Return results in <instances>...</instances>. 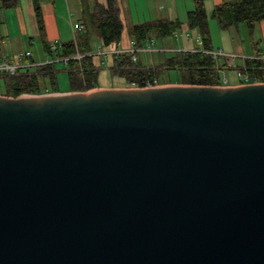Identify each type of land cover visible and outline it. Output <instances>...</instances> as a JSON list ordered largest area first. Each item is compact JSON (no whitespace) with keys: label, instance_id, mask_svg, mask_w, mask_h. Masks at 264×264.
Returning <instances> with one entry per match:
<instances>
[{"label":"water","instance_id":"95a60500","mask_svg":"<svg viewBox=\"0 0 264 264\" xmlns=\"http://www.w3.org/2000/svg\"><path fill=\"white\" fill-rule=\"evenodd\" d=\"M0 264H264V84L0 95Z\"/></svg>","mask_w":264,"mask_h":264},{"label":"trees","instance_id":"16d2710c","mask_svg":"<svg viewBox=\"0 0 264 264\" xmlns=\"http://www.w3.org/2000/svg\"><path fill=\"white\" fill-rule=\"evenodd\" d=\"M17 2L18 0H3L0 2V9L13 8ZM31 2L41 34L42 22L39 10L41 0H31ZM185 18V30L197 31L198 47L189 51L174 52L160 64L148 67L140 66L136 62L132 63L126 54L104 56L109 58L107 68L109 76L118 77L127 87H141L144 81L159 80L163 71L173 70L178 73L177 84L217 87L220 86L221 69L235 70L242 65L246 72L250 73L252 68L263 65L262 61L242 58L243 63L235 65L234 68L235 60L228 67L217 66L205 53L213 49L210 47L207 13L203 0H192V8L186 12ZM209 18L215 21L219 30L244 25L248 35H251L255 26L264 21V0H221L219 4L212 6ZM82 28L81 35L59 47L55 46L54 49H50L43 40L40 42L47 56H53L57 62L63 64L68 92H86L90 88H97V68L102 64V57L95 54L98 64L94 63L95 57L91 54L90 48V34L93 33L96 36L101 49H106L111 43L118 42L122 25L118 18L116 0H105L103 4L94 3L91 11H87L85 18L82 19ZM181 30L182 25L177 19H160L132 25L127 30V35L133 44L140 46L143 41L151 40V38L169 36L174 38L173 35ZM258 46V42L253 43L255 55L264 53V45L261 48ZM76 54L80 56L79 59L73 58ZM64 58H66L65 63L62 62ZM17 71L13 76H0L3 96L16 97L22 93L38 95L44 92H58L53 62L38 64L29 70Z\"/></svg>","mask_w":264,"mask_h":264},{"label":"crops","instance_id":"0c3cea01","mask_svg":"<svg viewBox=\"0 0 264 264\" xmlns=\"http://www.w3.org/2000/svg\"><path fill=\"white\" fill-rule=\"evenodd\" d=\"M1 1L3 0H0V2ZM104 1L105 0H41L39 4L42 22L41 34L36 24L31 0H18L15 7L0 9V59H15V57L23 51L29 52L30 56L28 62L32 64L44 63L42 61L36 63L33 61L32 54L29 50L30 46L37 44L40 47V42L42 40L44 43L48 44L49 47H59L63 43L73 41L74 38L83 33L82 19L85 18L86 12L91 11L94 3L103 4ZM220 2L221 0H203L206 13L208 14L212 6ZM116 5L118 8V18L122 25L121 35L117 42L118 45L116 46L118 49H125L127 47V30L130 26L160 19H177L181 23V31L187 34V37L181 41L187 42L191 40V43L192 41L194 43L197 39L198 34L194 36L185 30V14L192 8V0H116ZM259 24L264 27V21ZM74 26L80 28L73 29ZM193 31L195 30H192V32ZM173 36L174 39L178 38L177 33ZM90 38H95L97 40L93 33L90 34ZM253 43L251 44V51H253V53L248 57L254 54ZM192 49L193 48L189 50ZM169 50L168 47H162V49L158 51L167 52ZM104 56H109V54L101 56L102 60L106 59L109 61V58ZM136 63L143 66L139 63L137 56ZM148 66L153 65H144V67ZM168 84H176V82H160V85ZM234 85H236V82L228 83L226 86ZM97 88L105 87L98 86ZM0 91V95H2V88ZM61 92L58 91L57 93Z\"/></svg>","mask_w":264,"mask_h":264},{"label":"rangeland","instance_id":"374dc122","mask_svg":"<svg viewBox=\"0 0 264 264\" xmlns=\"http://www.w3.org/2000/svg\"><path fill=\"white\" fill-rule=\"evenodd\" d=\"M211 10V9H210ZM207 14V26L210 36V47L213 48V51L221 50L223 53L232 54L237 58L234 59L233 68L235 65H240L243 63L242 58H248L253 51H251V44L253 42H257L261 46L264 44V27L261 24H257L251 35H248L247 30L244 25H238L236 28L231 27L226 30H219L214 20L209 18V13ZM262 28V32H261ZM178 38L180 40H176L173 37H165V38H151L149 51L148 50H140L137 53L138 61L141 65H149L152 64L157 65L163 59L170 57L174 52L177 51H185L191 48H196L195 44L189 41H181L184 40L187 35L186 32H177ZM189 34L196 35L197 31H189ZM263 34V38H262ZM177 38V39H178ZM162 40V41H161ZM180 41V42H179ZM98 41L93 38L90 40V48L91 54L95 57L96 49H97ZM162 47H168L170 50L167 52H161ZM33 61L36 63L38 61L42 62H53L54 70L56 72L55 84L58 91H66L67 87V79L64 73V67L61 62H57L53 56H47V54L39 47L37 44L32 45L29 48ZM23 52V51H22ZM20 52V54L22 53ZM1 54V53H0ZM45 58V59H44ZM94 63L98 64V59L94 58ZM108 64L109 61L106 59L102 60V64L98 65V76H97V87H105V88H131L127 87L123 84V82L118 77H110L108 74ZM0 76H8L6 74H0ZM220 77L228 80V83L235 82L234 70H223L220 74ZM178 79V73L176 71H163L159 76V82H176ZM171 85V84H168ZM180 85V84H178ZM237 86V85H234ZM2 88L1 77H0V90ZM1 92V91H0Z\"/></svg>","mask_w":264,"mask_h":264},{"label":"built area","instance_id":"2783aa9c","mask_svg":"<svg viewBox=\"0 0 264 264\" xmlns=\"http://www.w3.org/2000/svg\"><path fill=\"white\" fill-rule=\"evenodd\" d=\"M80 27L74 26L73 29H79ZM185 36L184 38H186ZM150 40H145L142 42L140 46H136L133 44V42L128 39L127 41V47L125 49H118L116 46L118 45L117 42L111 43L106 49H101L99 46H97L96 49V55H115L118 56L120 54H126L129 56L130 61L132 63L136 62V56L137 53L140 50H148L149 51V45ZM195 45L199 46V41L195 40ZM55 46L50 47V49H54ZM206 54L210 56V58L217 64V66H225L228 67L232 64L234 59L237 57L232 54H226L223 53L221 50L217 51H205ZM29 52H23L22 54H19L15 57V59L7 60V59H0V74H6L8 76L15 75L18 71L17 70H29L32 67H35L38 64H32L31 62H28L29 59ZM73 58L79 59L80 56L78 54L74 55ZM247 59H253V60H259L263 62L262 66L252 68L250 73L246 72V69L244 67L240 66L236 67L234 70V76H235V82L237 86L242 85H249V84H264V53H258L255 55H252L251 57H248ZM66 58L62 59V62L65 63ZM47 62L41 63L45 64ZM238 68V69H237ZM223 71V69L220 70V73ZM252 72H254L252 74ZM220 86H226L228 85V80L220 77ZM159 80L152 79V80H146L143 82V85L141 87H133V88H145V87H152V86H159L160 83H158ZM217 86V87H220ZM46 93V92H44ZM42 93V94H44Z\"/></svg>","mask_w":264,"mask_h":264}]
</instances>
